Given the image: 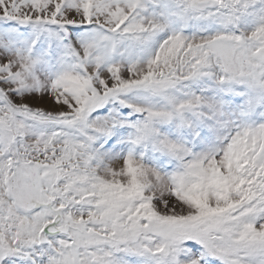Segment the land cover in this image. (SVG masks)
I'll use <instances>...</instances> for the list:
<instances>
[{
  "label": "snow or ice",
  "instance_id": "snow-or-ice-1",
  "mask_svg": "<svg viewBox=\"0 0 264 264\" xmlns=\"http://www.w3.org/2000/svg\"><path fill=\"white\" fill-rule=\"evenodd\" d=\"M0 264H264V0H0Z\"/></svg>",
  "mask_w": 264,
  "mask_h": 264
}]
</instances>
